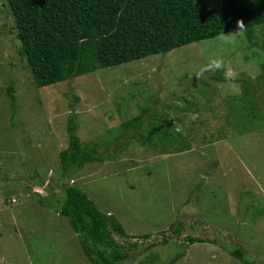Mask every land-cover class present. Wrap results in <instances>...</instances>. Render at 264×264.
I'll return each instance as SVG.
<instances>
[{
	"label": "rangeland",
	"instance_id": "374dc122",
	"mask_svg": "<svg viewBox=\"0 0 264 264\" xmlns=\"http://www.w3.org/2000/svg\"><path fill=\"white\" fill-rule=\"evenodd\" d=\"M3 4L0 264H89L69 220L41 207L34 196L60 206L64 185L81 189L135 238L128 241L139 248L127 249L122 264L153 257L154 264H169L178 255L176 264H245L230 254L234 247L250 249L244 251L246 261L264 264V28L254 31L252 42L245 31L235 34V45L222 35L37 88L18 56L14 20ZM212 58L231 62L241 95H222L223 72L195 77ZM203 82L208 89L201 91ZM9 88L18 104L14 124ZM156 108L157 131L168 137L159 145L135 133L147 142L141 144L119 127ZM74 119L73 134L91 149L97 144L102 162L64 172L59 155L69 146ZM150 120L147 115L144 127ZM174 124L183 131L176 132ZM180 133L189 139L180 141ZM188 145V152L170 153ZM190 235L204 241L191 245ZM164 239L170 242L157 244Z\"/></svg>",
	"mask_w": 264,
	"mask_h": 264
},
{
	"label": "trees",
	"instance_id": "16d2710c",
	"mask_svg": "<svg viewBox=\"0 0 264 264\" xmlns=\"http://www.w3.org/2000/svg\"><path fill=\"white\" fill-rule=\"evenodd\" d=\"M1 8H7L14 20L18 56L26 63V70L37 88L168 54L178 48L236 32L238 20H243V31L250 42L254 31L264 28V0H5ZM211 79L220 77L213 75ZM200 87L201 91L207 90L208 82L200 83ZM14 92L13 88L7 90L12 124L16 123L18 110ZM249 103L253 105V101ZM157 109H147L119 127L133 132L132 139L141 144L147 142L139 141L135 133L148 136L151 141L148 144L159 145L168 137L157 131L156 126L161 120ZM71 115L78 114L71 112ZM147 115L152 120L144 127ZM75 120L68 124L71 133L69 146L59 155L64 172L82 170L88 164L102 162L97 144L91 149L73 134V127L77 126ZM177 139L183 141L189 137L180 133ZM186 150H191V146L172 151L182 153ZM36 176L38 178L39 174ZM40 178L44 181V177ZM53 186L51 183L47 189L52 190ZM63 190L66 201L60 206L49 204L48 198L36 193L34 196L41 207L69 220L89 264H122L127 258V249L139 248L136 242L128 241L135 238L129 239L116 218L101 212L95 201L81 189L64 185ZM149 239L147 236L141 239V243ZM187 241L192 245L204 240L190 235ZM169 242L164 239L157 244ZM125 243L132 247L124 246ZM249 250L234 247L230 254L245 264H255L244 259V251ZM181 258L182 255H178L169 264H176ZM155 260L157 257L142 260L139 264H154Z\"/></svg>",
	"mask_w": 264,
	"mask_h": 264
},
{
	"label": "clouds",
	"instance_id": "9594fccd",
	"mask_svg": "<svg viewBox=\"0 0 264 264\" xmlns=\"http://www.w3.org/2000/svg\"><path fill=\"white\" fill-rule=\"evenodd\" d=\"M237 31L233 34H225L224 42L227 44H236L235 34L237 32H242L245 29V24L243 20L237 21ZM223 72L225 84L222 88V95H241L242 90L238 84L235 83L239 78V73L231 66V62H226L223 58H212L206 64L200 65L198 69L195 71V77L199 79H205V73H216ZM254 79V77H252ZM196 114L192 115V119H196ZM176 132H182L183 128L179 124H174ZM66 150V149H65ZM64 151V150H63ZM61 164V163H60ZM85 168V167H84ZM83 168V169H84ZM81 171V170H78ZM50 181V180H49ZM74 184L75 182L72 180L71 182ZM54 184V183H53ZM16 202L15 200H12Z\"/></svg>",
	"mask_w": 264,
	"mask_h": 264
},
{
	"label": "crops",
	"instance_id": "0c3cea01",
	"mask_svg": "<svg viewBox=\"0 0 264 264\" xmlns=\"http://www.w3.org/2000/svg\"><path fill=\"white\" fill-rule=\"evenodd\" d=\"M190 151V150H187V152ZM186 151L182 152V153H185ZM171 153H174V154H182V153H178V152H174L172 151Z\"/></svg>",
	"mask_w": 264,
	"mask_h": 264
}]
</instances>
